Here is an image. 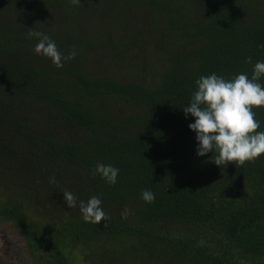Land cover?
Wrapping results in <instances>:
<instances>
[{"label": "trees", "instance_id": "trees-1", "mask_svg": "<svg viewBox=\"0 0 264 264\" xmlns=\"http://www.w3.org/2000/svg\"><path fill=\"white\" fill-rule=\"evenodd\" d=\"M107 4L0 0V146L10 143L16 157L0 160V177L9 173L20 196L41 184L50 200L71 184L76 200L97 196L108 216L98 225L67 215L32 222L0 199V220L43 264H70L66 251L77 245L129 241L150 260L264 264V155L221 167L212 153L197 156L194 118L182 111L199 77L250 78L264 61V0H134L146 25L130 8L113 9L117 23L103 38L90 22L108 18ZM32 28L75 58L57 68L38 56ZM25 107L34 130L21 122ZM253 111L264 131V107ZM99 163L119 170L114 185L95 174Z\"/></svg>", "mask_w": 264, "mask_h": 264}, {"label": "clouds", "instance_id": "clouds-1", "mask_svg": "<svg viewBox=\"0 0 264 264\" xmlns=\"http://www.w3.org/2000/svg\"><path fill=\"white\" fill-rule=\"evenodd\" d=\"M71 3L78 5L81 0H71ZM28 36L38 39L34 52L50 59L57 68H62L64 62L76 56L74 50L65 55L54 40L34 28L28 30ZM245 62L251 64V57L246 58ZM261 77H264V61L255 63L250 78L247 73L237 74L230 79L211 74L195 81L196 91L189 105L182 111L186 118L189 115L194 118L189 129L195 133L197 156L212 153V162L221 167L230 163L236 166H243L246 162L254 163L264 155V131H258L260 123L255 119L253 111L254 108L264 107V86L258 82ZM95 174L114 185L119 170L99 163ZM63 197L69 209L76 207L77 200L71 191L65 190ZM142 199L146 203H152L155 195L144 190ZM79 208L87 223L98 225L108 219L97 196H92L86 203L81 202ZM128 215L129 210L125 209L122 217L126 219ZM200 243L203 244V241Z\"/></svg>", "mask_w": 264, "mask_h": 264}, {"label": "rangeland", "instance_id": "rangeland-1", "mask_svg": "<svg viewBox=\"0 0 264 264\" xmlns=\"http://www.w3.org/2000/svg\"><path fill=\"white\" fill-rule=\"evenodd\" d=\"M107 1V0H106ZM114 7L112 8V6ZM117 6V8L115 7ZM107 9L106 13L109 14L108 18H104L101 16H94L93 20L90 22V26L93 28H100L96 31L100 37L104 38V35L108 33L111 28H114L112 25L114 22L117 23L112 17V15L118 14L120 11H124L127 8L133 10V12H145V8L143 6L136 9L134 5V0H108V4L105 5ZM116 9V10H113ZM139 14V15H140ZM142 22L140 26L146 25L145 15L141 14ZM131 79V77H129ZM20 119L22 124L28 126L31 129H36L37 125V116L34 112L29 111L28 107L22 109L20 111ZM24 122H23V120ZM5 129L4 125H1L0 121V129ZM2 139H0V142ZM10 152V143H3L0 146V160L1 162L7 163V159L16 158L15 155L9 154ZM25 174V173H24ZM7 177H0V199L15 201L19 203L18 205L22 208L25 213L26 218L32 222H41L42 220L50 219L55 216H76L81 219L82 214L80 212L79 205L81 202L79 197L77 198V205L75 208L69 209L64 202L63 193L65 190L71 192H78V189L73 188L70 185H63L61 190L58 193H53L51 196L53 197L50 200L45 192L42 189L41 184L38 185V192L35 195H22L20 196V186L16 185L10 179L9 173ZM77 184H80L78 181H75ZM77 188V186H76ZM62 195V196H58ZM87 195L86 192H82L81 196ZM47 201H46V199ZM91 198V197H90ZM88 198V199H90ZM85 201V203L88 201ZM16 237L17 231L8 221H0V258L6 259L3 257V254H10L13 250H16L17 256L22 259L20 264H31V261L24 255V241L20 238L17 240ZM16 243H20L15 245ZM131 241L118 243L117 245L107 244L101 245L94 248H85L83 246H75L72 249L66 251V255L71 260L70 264H183L177 261H162V260H150L145 257H142L136 245L134 247L130 246ZM98 250V251H96ZM16 255V253H15ZM24 259V260H23ZM162 261V262H161ZM29 262V263H28ZM40 263V262H38Z\"/></svg>", "mask_w": 264, "mask_h": 264}, {"label": "flooded vegetation", "instance_id": "flooded-vegetation-1", "mask_svg": "<svg viewBox=\"0 0 264 264\" xmlns=\"http://www.w3.org/2000/svg\"><path fill=\"white\" fill-rule=\"evenodd\" d=\"M0 221H4V220H0ZM17 235H19V237L24 241V255H27V257L31 261V264H43L42 261H39L36 259V256H37L36 253L32 252L28 248L27 240L25 238H23L18 232H17ZM19 237H16L17 240H20ZM17 244H20V243H16V241H15V245H17ZM15 253H16V255H15ZM3 257H5L6 259L4 260V259L0 258V264H20V262L22 261V259L17 256L16 250H13L10 254H3ZM38 262H40V263H38Z\"/></svg>", "mask_w": 264, "mask_h": 264}]
</instances>
